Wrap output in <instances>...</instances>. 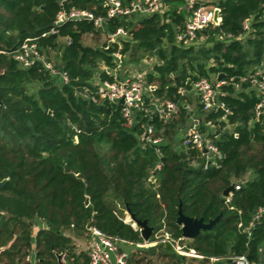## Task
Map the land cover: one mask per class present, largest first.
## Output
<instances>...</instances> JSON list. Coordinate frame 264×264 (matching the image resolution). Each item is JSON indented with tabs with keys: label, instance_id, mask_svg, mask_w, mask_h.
I'll return each mask as SVG.
<instances>
[{
	"label": "trees",
	"instance_id": "obj_1",
	"mask_svg": "<svg viewBox=\"0 0 264 264\" xmlns=\"http://www.w3.org/2000/svg\"><path fill=\"white\" fill-rule=\"evenodd\" d=\"M102 1L0 0V181L8 178L0 186V264H31L33 243L37 264H55L56 252L67 253L72 264L82 258L80 264H88L87 253L75 252L64 228L92 226L140 241V230L124 220L128 210L147 219L153 235L163 230L181 241L180 203L185 214L206 222L221 213L212 229L191 239L186 249L205 256L244 254L264 264V214L251 226L264 207V115L256 116L261 96L247 78L264 63V0L213 1L221 8L220 25L199 31L190 45L176 41L190 15L188 0H163L158 12L108 20L103 33L120 26L129 31L131 38L121 46L84 44V34L102 33L90 20L56 22L61 11L72 9L105 15ZM247 18L251 23L245 31ZM58 37L68 41L59 43ZM28 38H35L42 56L49 49L60 51L61 63L53 67L68 74L67 83L43 61L27 67L16 57ZM201 40L204 45L196 48ZM139 50L155 52L160 61L145 76L146 87L155 86L145 94L150 111H135L129 123L123 104L102 98L96 81L119 77L112 73L114 52L130 61L131 51ZM201 77L222 83L217 102L224 107L204 110L196 100L199 131L222 154L217 165H207L205 153L194 145L184 147L186 138L178 133L192 117L187 94ZM32 82L40 84L37 91H29ZM154 99L174 102L177 112L163 119ZM209 123L219 129L210 131ZM149 124L151 138L160 142L142 139ZM228 125L232 130H223ZM257 144L261 149L252 153ZM231 184L240 188L228 200L230 194L223 193ZM37 221L40 228L33 236ZM159 249L170 258L163 264L182 261L183 255L166 246ZM145 258L133 254L130 262L142 264Z\"/></svg>",
	"mask_w": 264,
	"mask_h": 264
},
{
	"label": "built area",
	"instance_id": "obj_2",
	"mask_svg": "<svg viewBox=\"0 0 264 264\" xmlns=\"http://www.w3.org/2000/svg\"><path fill=\"white\" fill-rule=\"evenodd\" d=\"M102 2L107 8L105 15H95L88 10L72 9L70 13L61 11L56 22L58 23L61 21L62 23L67 20L87 19L94 23L95 29L100 30L103 33L106 22L111 18L120 15H130L132 13L149 15L160 11L164 6L163 0H131L127 5H124L121 0H103ZM262 5L264 7V2ZM187 8L190 10V15L187 17L185 25L179 28L176 33V41L178 43L190 45L198 39L199 31L207 28H215L220 25L222 21L221 8L217 4H209L204 0H188ZM217 12H219V17L218 20H215ZM262 18L264 19V10ZM250 23L251 21L249 18L244 21L245 31L249 30ZM51 33H56V30H52ZM103 34L107 37V43H118L120 46L122 45L123 39L131 38L129 31L122 26L116 28L113 32ZM222 37L223 36L220 35V38ZM229 37L231 36L229 35ZM16 57L27 67L31 66L36 61H43L53 75L60 76L65 83L69 81L68 74L65 71L57 70L44 61L43 56L37 48L35 38L26 39ZM125 58L126 55L120 51L113 53V60L116 63V68L112 70V73L115 76H118L116 75V70L123 65ZM108 71L110 72L111 70L109 69ZM144 78L145 76L143 73H137L131 75V78H127L126 80L120 79L119 77H116V81L114 82H102L98 80L96 81V85L102 98L117 102L120 101L121 98L124 99L122 103V111L124 116L128 118L129 123H132L135 111H150L146 108L145 94L148 90L154 89L155 86L149 85L146 87L147 82ZM247 78L250 80L252 86L258 90V95L261 96V102L258 103L255 108L256 116L260 117L264 114V69L258 68L257 71L250 73ZM221 84L222 83L219 80L216 79V81H212L207 77H201L194 82L192 91L199 96L200 103L203 104L204 110L224 107V104L217 102V89ZM180 92L186 93V90L180 89ZM95 100L96 99H94V101ZM159 101V99H154L152 104L160 110L163 119H170L173 114L177 112V105L170 100L162 101V103ZM185 106L187 107L188 105L185 104ZM199 121L200 120L195 119V122L189 126V129L185 134L186 139L184 141V147H187L190 144L194 145L205 153L207 165H217L218 159L222 157V154L214 142L199 131ZM152 133V125L149 124L145 126V133L143 134L142 139H146L153 143L160 142V137L156 139L151 138ZM239 188L240 184H236L235 189ZM231 195L232 192L227 198L228 200H230ZM262 214H264V207L255 215L254 220L251 222V226L254 225ZM130 222L135 228L140 230V227H138L136 223L132 220ZM90 230L91 235L86 250L89 258L88 264H131L130 260L133 254L136 253L134 246L136 248H150L152 246L158 248L161 244L166 246L167 242H170L172 245L171 251L187 258L185 264H188L189 261L193 264L196 260L200 261V263L197 264H214V262L220 260L231 261L233 264H254L244 254L205 256L194 249H184L179 244V240L173 239L166 231L161 235L158 233L155 235L152 234L148 240L144 239L142 242H133L129 239L106 233L96 227L91 226ZM61 255L62 264H72V260H69L66 257V254L61 253Z\"/></svg>",
	"mask_w": 264,
	"mask_h": 264
},
{
	"label": "rangeland",
	"instance_id": "obj_3",
	"mask_svg": "<svg viewBox=\"0 0 264 264\" xmlns=\"http://www.w3.org/2000/svg\"><path fill=\"white\" fill-rule=\"evenodd\" d=\"M204 1H206L209 4L210 3L213 4V1H217V0H204ZM82 40L84 44L91 45V46H103L104 44L108 42L106 35L103 33H87L83 35ZM67 41H68V37H58L59 43H66ZM203 45L204 43L201 40L199 41V43L196 44V48H199ZM48 52L49 53L47 55L46 54L43 55L44 61H46L49 58L50 62H47V63L50 64V66L59 65L61 63L60 51L57 49H49ZM130 58L131 60L129 61L128 57H126L128 62H126V60L124 59L123 65L116 70V75H118L120 79L126 80L127 78H131V75L137 74V73H143L144 76H146V73L152 70L153 65L156 63H159L160 61L159 57L157 56L155 52L151 53V52H145L142 50H139L138 52L131 51ZM260 68L264 69V63L260 65ZM144 79L146 81V78ZM39 87H40V84L38 82H32L28 84V89L30 92L37 91ZM187 99L189 101L187 108L192 113V117L190 118L189 124L186 127L179 129L178 133L181 137L185 136L186 132L189 129V126L195 122V119L196 120L201 119V116L199 115L200 113L197 112L196 94L193 92L188 93ZM159 102L162 103V101H159ZM202 116L204 117V115ZM208 127L210 128V131L212 132H215L217 129H219V126L217 124H212V123H209ZM223 130H232V128L228 125L226 128H223ZM261 147L262 145L260 144L255 145V147L252 149V153L259 151ZM249 174L250 172L246 174L245 179L249 176ZM124 220L127 222L131 221V217L127 211L124 212ZM90 228L91 226H86L84 228H80L77 230L73 229V227L64 228L65 233L72 238V242L75 245V252L77 254L85 251L86 246L90 239V235H91ZM34 231H35V228H33V232ZM164 232L163 230H161L158 232V234L161 235ZM133 242H139V241H133ZM190 243H191V239H188V238H182L181 241L179 240V244L184 249H186L185 246L190 245ZM134 248L136 249L135 254L137 258L140 256L146 257L145 261H143L142 264L146 263L148 259H151L150 264H163V263H167L170 261V258L168 256H164V257L161 256L160 253H162V251L159 249V247L155 248L154 254L149 250V248H136L135 246ZM146 250H149L151 254L150 253L147 254L145 252ZM66 257L68 258L67 253H66ZM30 259H31L30 260L31 264H36L37 262L36 254L33 253L32 251L30 253ZM83 260L84 258H82L80 261H83ZM80 261H79V264L81 263ZM188 264H191L190 261Z\"/></svg>",
	"mask_w": 264,
	"mask_h": 264
},
{
	"label": "water",
	"instance_id": "obj_4",
	"mask_svg": "<svg viewBox=\"0 0 264 264\" xmlns=\"http://www.w3.org/2000/svg\"><path fill=\"white\" fill-rule=\"evenodd\" d=\"M218 17H219V12L216 13L215 20H218ZM58 23H61V21H59ZM76 34H77L76 31L72 32L69 35V37H73ZM53 35L56 37L57 33H54ZM222 75H223V73H220L218 75V78L221 79ZM188 84H191L190 79L188 81ZM123 101H124V99L121 98L120 102L123 103ZM2 104H3V101H2L1 96H0V105H2ZM7 180H8V178H5L2 181H0V186H3ZM234 190H235V184H231L230 186H228L224 190L223 195L228 196ZM89 202H90V199H89V197H87L86 201H85L86 205H88ZM127 212L129 213L131 220L134 223H136V225L138 227H140V231H141L140 241L142 242L144 239L148 240L153 234L154 227L149 225L147 219L137 218L134 213L130 212V210H128ZM220 216H221V213L219 215H217L215 218H212L208 222H206L203 217L198 218V217H194V216H190V215L185 214L182 210V204L180 203L176 223L181 227L183 238L194 239L201 232L212 229L213 225L219 220ZM44 227H47L46 223H44ZM166 248L169 251L172 250V245L170 242H167ZM149 250L153 254L155 253V247L154 246L150 247ZM1 251H2V248L0 247V252ZM56 257H57V262L55 264H62L61 263V258H62L61 253L56 252ZM181 260L182 261L179 264H185L184 256L181 258Z\"/></svg>",
	"mask_w": 264,
	"mask_h": 264
},
{
	"label": "crops",
	"instance_id": "obj_5",
	"mask_svg": "<svg viewBox=\"0 0 264 264\" xmlns=\"http://www.w3.org/2000/svg\"><path fill=\"white\" fill-rule=\"evenodd\" d=\"M190 92H193V93H195L194 91H190ZM196 94V93H195ZM196 96H197V99H198V95L196 94ZM0 228H1V223H0ZM34 228H35V231L33 232V236H36V234H37V232H38V230H39V228H40V222L39 221H37L36 222V224H34ZM88 244H89V242H88ZM88 244H87V246H86V249H85V253H86V250H87V248H88ZM2 248V250H3V247H1ZM33 253H35L36 254V247H35V243H33V245H32V250H31ZM31 259H30V256H29V261H30ZM38 261V260H37ZM81 262V261H80ZM194 263L195 264H197V263H200V261L199 260H196V261H194ZM193 263V264H194ZM36 264H37V262H36ZM214 264H233L231 261H227V260H220V261H218V262H214Z\"/></svg>",
	"mask_w": 264,
	"mask_h": 264
}]
</instances>
